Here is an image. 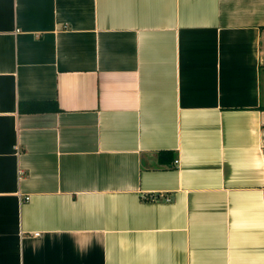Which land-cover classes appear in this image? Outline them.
<instances>
[{
    "label": "crops",
    "instance_id": "1",
    "mask_svg": "<svg viewBox=\"0 0 264 264\" xmlns=\"http://www.w3.org/2000/svg\"><path fill=\"white\" fill-rule=\"evenodd\" d=\"M262 75L264 0H0V264H264Z\"/></svg>",
    "mask_w": 264,
    "mask_h": 264
},
{
    "label": "trees",
    "instance_id": "2",
    "mask_svg": "<svg viewBox=\"0 0 264 264\" xmlns=\"http://www.w3.org/2000/svg\"><path fill=\"white\" fill-rule=\"evenodd\" d=\"M47 109H57L56 103L53 100H45V101H36V100H29V101H22L18 104V111H21L23 113H29V112H43ZM168 151H158V159L160 161H166V159L169 160L168 157ZM167 160V161H168ZM145 199H150V196H145Z\"/></svg>",
    "mask_w": 264,
    "mask_h": 264
},
{
    "label": "rangeland",
    "instance_id": "3",
    "mask_svg": "<svg viewBox=\"0 0 264 264\" xmlns=\"http://www.w3.org/2000/svg\"><path fill=\"white\" fill-rule=\"evenodd\" d=\"M262 91H264V77L262 75Z\"/></svg>",
    "mask_w": 264,
    "mask_h": 264
},
{
    "label": "built area",
    "instance_id": "4",
    "mask_svg": "<svg viewBox=\"0 0 264 264\" xmlns=\"http://www.w3.org/2000/svg\"><path fill=\"white\" fill-rule=\"evenodd\" d=\"M26 199H28V198H26Z\"/></svg>",
    "mask_w": 264,
    "mask_h": 264
}]
</instances>
